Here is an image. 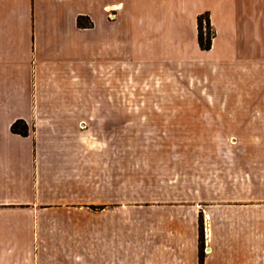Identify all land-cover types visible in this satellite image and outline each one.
Wrapping results in <instances>:
<instances>
[{
  "label": "crops",
  "instance_id": "1",
  "mask_svg": "<svg viewBox=\"0 0 264 264\" xmlns=\"http://www.w3.org/2000/svg\"><path fill=\"white\" fill-rule=\"evenodd\" d=\"M172 10L211 11L212 21H219V11H264V0H0V264H92L83 253L92 229L89 207L107 206L123 184L118 159L110 165L101 136L109 122L116 128L123 122L118 112L108 113L118 106L108 91L122 77L124 62L141 63L150 41L166 37L168 19L158 30L155 17ZM223 15L227 33L220 30L209 52L229 65L248 54L263 58L257 46L242 45L232 14ZM79 17L91 26L79 27ZM249 42H262V33ZM259 60L246 71L228 65V74L256 90L264 79ZM223 105L236 114L228 119L237 141L228 150V184L264 185V90L263 100L229 97ZM16 121L26 124L27 136L12 132ZM258 154L263 179L247 156ZM246 196L238 199L251 200ZM238 207L244 218L250 215L249 205ZM254 219L249 235L228 226L229 249L215 244L202 264H263V219ZM115 250L98 264H124L117 245Z\"/></svg>",
  "mask_w": 264,
  "mask_h": 264
},
{
  "label": "rangeland",
  "instance_id": "2",
  "mask_svg": "<svg viewBox=\"0 0 264 264\" xmlns=\"http://www.w3.org/2000/svg\"><path fill=\"white\" fill-rule=\"evenodd\" d=\"M218 13L219 21H212L211 11L157 14L158 30L164 29L168 19L166 37L150 41L147 58L141 63L124 62L122 77L109 89L108 97L116 99L118 106H109L108 113L118 112L123 122L117 128L115 122H109L108 131H101V136L109 147L110 165L118 159L123 184L117 199L111 194L107 197V206L96 202L89 207L92 229L83 253L92 258V264L105 256L114 257L116 245L124 264H196V260L202 264L213 255L215 244L229 249L228 226L249 235L250 227L254 231V218L263 219L264 264L263 180L256 188L228 184L233 179L228 150L237 143L233 131L229 134L228 119L229 114H236L223 105L229 97L263 100L264 79L256 90L247 81L235 83L227 71L229 63L215 56V50L209 52L220 30L227 33L223 14L230 13L242 45L257 46L263 58L248 54L242 63L230 61L229 67L237 65L246 71L252 59L263 61L264 11ZM259 32L262 42H249ZM200 33L204 45L211 40L210 49L200 46ZM247 156L251 167L260 168L252 172H259L263 179V165H257L263 162V155ZM240 195L251 196V200L241 202ZM238 205H249L250 215L244 218L243 207ZM103 210L108 217L100 216Z\"/></svg>",
  "mask_w": 264,
  "mask_h": 264
},
{
  "label": "trees",
  "instance_id": "3",
  "mask_svg": "<svg viewBox=\"0 0 264 264\" xmlns=\"http://www.w3.org/2000/svg\"><path fill=\"white\" fill-rule=\"evenodd\" d=\"M201 21H202L201 18H199V27L200 28H201V24H202ZM209 24H210V22H209ZM77 25L79 27H84V28H88L91 26V24L89 23V20L85 17H79L77 20ZM199 43H200V46H202L203 48L210 49V47H211V40L210 39H208L206 45H204L202 33L199 34ZM11 130L13 133L20 134L22 136L28 135V127L22 121H16L12 125Z\"/></svg>",
  "mask_w": 264,
  "mask_h": 264
}]
</instances>
